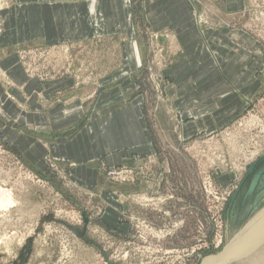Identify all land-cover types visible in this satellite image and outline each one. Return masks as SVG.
<instances>
[{"label": "rangeland", "instance_id": "rangeland-1", "mask_svg": "<svg viewBox=\"0 0 264 264\" xmlns=\"http://www.w3.org/2000/svg\"><path fill=\"white\" fill-rule=\"evenodd\" d=\"M144 1L125 0L132 34L0 48V192L12 196L0 206V264H204L264 210V0L214 21L199 14L202 29L229 27L251 46L243 50L239 38L232 54L225 43L222 56L205 57L210 69L224 63L225 96H232L220 105L223 96L215 94L210 101L218 104L197 123L170 99V86L180 83L168 74L178 62L172 32L151 28ZM90 4L101 25L97 0ZM21 9L0 0V47L41 29L20 21ZM125 57L133 60L126 76L104 80ZM17 64L24 70L15 76ZM72 74L74 83L43 91L49 100L40 86L25 87ZM137 93L145 97L154 150L123 153L119 163L104 154L87 162L98 180L82 177L78 158L65 156L67 145L86 141L91 114ZM76 108L85 111L79 123ZM253 245L224 264H264V229Z\"/></svg>", "mask_w": 264, "mask_h": 264}, {"label": "crops", "instance_id": "crops-1", "mask_svg": "<svg viewBox=\"0 0 264 264\" xmlns=\"http://www.w3.org/2000/svg\"><path fill=\"white\" fill-rule=\"evenodd\" d=\"M90 2L91 0H14L16 6L26 8V12L20 10L22 13L18 15L19 20L34 21L36 25L41 24V29L36 26L37 30L26 32L19 41L0 48L38 41L47 42L51 46L62 44L69 47L71 43L93 39L96 34L105 36L117 32L125 35L132 34L131 30L135 31L134 22H130L128 17L130 10L125 0H97V10L103 19L101 25H97L95 21ZM144 2L145 16L151 28L172 32L168 43L173 45V52L176 53L178 62L169 66L168 74L174 75L176 79L178 77L180 83L170 86V99L178 109H181L178 111L180 115L193 117L190 120L185 119L188 123L200 122L205 112H210L211 106L218 104L216 101H210L215 94L218 98L220 95L223 96L220 105L228 104L232 96V94L228 98L225 96L228 86H225L223 75L221 76L226 69L224 63L221 66L215 64L210 69L204 67L205 59L214 52L213 55L216 56L217 53L222 56L225 43L228 44L232 54L236 45L238 46L237 39L241 38L243 50L250 48L251 42L246 40L245 35L241 37L237 35V31L229 27L224 30L202 29L199 14L203 13L201 15L210 21H214L217 16L231 17L232 14L245 8L248 0H145ZM236 50L238 52V49ZM13 58L14 61H19L18 56L14 55ZM140 58L142 60L141 53ZM122 61L123 68L106 75L103 79L124 78L126 75L123 72L130 67L133 60L132 57H125ZM16 67L17 70L13 73L15 76L20 72L23 73L24 69L20 64ZM73 74L51 79H30L25 82V87L40 86L42 92L48 91L50 85L74 83L76 78ZM210 74L212 76H206ZM124 93L127 91L121 93L122 98ZM236 96L233 93V98ZM42 99L49 100L50 94L43 92ZM144 100L143 93H137L131 99L124 98L121 102L104 108L100 113L91 114L85 126L86 141H74V144L66 147V157L70 155L78 158V170L82 172V177L88 176L98 180L97 169H89L87 162L100 160L104 154H110L111 161L119 163L123 153L127 156L135 150L138 152L154 150L152 134L149 132L145 117ZM81 109L76 108L75 117L72 118L76 123H79L84 116L85 111L82 112ZM195 117L198 118L195 120ZM55 147L59 148L58 145ZM121 148L124 152L119 151ZM106 217L110 222L119 223L117 214H107Z\"/></svg>", "mask_w": 264, "mask_h": 264}, {"label": "bare ground", "instance_id": "bare-ground-1", "mask_svg": "<svg viewBox=\"0 0 264 264\" xmlns=\"http://www.w3.org/2000/svg\"><path fill=\"white\" fill-rule=\"evenodd\" d=\"M12 203V196L0 192V206ZM264 229V210L240 233L226 250L215 256H209L205 259L204 264H224L229 260H237L244 257L254 246L255 240L262 234Z\"/></svg>", "mask_w": 264, "mask_h": 264}, {"label": "water", "instance_id": "water-1", "mask_svg": "<svg viewBox=\"0 0 264 264\" xmlns=\"http://www.w3.org/2000/svg\"><path fill=\"white\" fill-rule=\"evenodd\" d=\"M206 259V258H205ZM205 261V260H204Z\"/></svg>", "mask_w": 264, "mask_h": 264}]
</instances>
